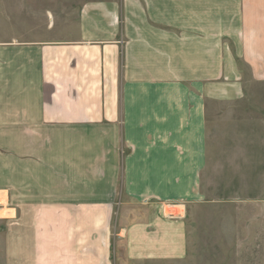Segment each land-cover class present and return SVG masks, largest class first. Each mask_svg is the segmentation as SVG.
Wrapping results in <instances>:
<instances>
[{
	"label": "crops",
	"instance_id": "0c3cea01",
	"mask_svg": "<svg viewBox=\"0 0 264 264\" xmlns=\"http://www.w3.org/2000/svg\"><path fill=\"white\" fill-rule=\"evenodd\" d=\"M20 1L0 25V264H47L51 241L53 264H93L63 249L84 240L56 212L109 209L117 188L148 206L197 200L209 131L264 89V0H84L69 28ZM256 113L230 161L264 146ZM123 241L127 264L187 253L184 222L160 211Z\"/></svg>",
	"mask_w": 264,
	"mask_h": 264
},
{
	"label": "rangeland",
	"instance_id": "374dc122",
	"mask_svg": "<svg viewBox=\"0 0 264 264\" xmlns=\"http://www.w3.org/2000/svg\"><path fill=\"white\" fill-rule=\"evenodd\" d=\"M83 1L41 0L34 5V10L46 11L48 18H60L69 28L75 26ZM11 5L20 9L21 1L0 0V25L4 26L6 8ZM35 16L38 17L37 13ZM44 21L48 23L46 18ZM253 91L260 99H250L235 107L236 111L222 113L223 119L228 121H223L221 129L216 127L209 131L210 156L196 201L148 206L129 199L117 188L110 196L109 209L56 212L61 213L64 224L70 220L77 223V232L73 234L84 240L76 244L63 243V249L64 246L66 250L77 249L79 258L87 256L93 264H127L123 244L125 229L147 214L160 211L167 219L183 221L186 228L185 258L166 264H264V146L259 143L248 148L253 162L230 161L231 157L235 160V153L246 155V121L262 122V116L256 112L264 105V89ZM230 123L243 129H230ZM257 133V139H264V132ZM219 147L223 161H219L214 152ZM10 214L15 216L16 212ZM0 216H6V212H1ZM45 216L53 218L55 214L45 212ZM68 226L62 228L63 233L68 232ZM54 248L52 241L46 242L47 264H53ZM68 262L69 258L62 259L63 264Z\"/></svg>",
	"mask_w": 264,
	"mask_h": 264
}]
</instances>
